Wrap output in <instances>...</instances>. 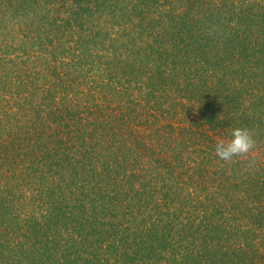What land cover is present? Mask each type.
<instances>
[{
  "label": "trees",
  "instance_id": "1",
  "mask_svg": "<svg viewBox=\"0 0 264 264\" xmlns=\"http://www.w3.org/2000/svg\"><path fill=\"white\" fill-rule=\"evenodd\" d=\"M0 264H264V0H0Z\"/></svg>",
  "mask_w": 264,
  "mask_h": 264
},
{
  "label": "clouds",
  "instance_id": "2",
  "mask_svg": "<svg viewBox=\"0 0 264 264\" xmlns=\"http://www.w3.org/2000/svg\"><path fill=\"white\" fill-rule=\"evenodd\" d=\"M257 139L255 133L246 127H236L227 138L218 139L215 145V155L225 163L241 159L248 164H254Z\"/></svg>",
  "mask_w": 264,
  "mask_h": 264
}]
</instances>
